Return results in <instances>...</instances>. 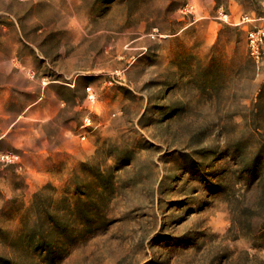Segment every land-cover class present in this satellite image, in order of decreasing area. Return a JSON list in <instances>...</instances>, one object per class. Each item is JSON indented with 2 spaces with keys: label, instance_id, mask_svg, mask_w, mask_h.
<instances>
[{
  "label": "rangeland",
  "instance_id": "rangeland-1",
  "mask_svg": "<svg viewBox=\"0 0 264 264\" xmlns=\"http://www.w3.org/2000/svg\"><path fill=\"white\" fill-rule=\"evenodd\" d=\"M0 154V264H264V0H0Z\"/></svg>",
  "mask_w": 264,
  "mask_h": 264
},
{
  "label": "crops",
  "instance_id": "crops-1",
  "mask_svg": "<svg viewBox=\"0 0 264 264\" xmlns=\"http://www.w3.org/2000/svg\"><path fill=\"white\" fill-rule=\"evenodd\" d=\"M60 85V83H52L45 87L41 86L39 88L40 93L38 97H34L30 100L28 99L26 104L21 106L20 113L17 115V121L20 119H29L34 122L54 125L62 123V121L58 120L61 112H69L68 114L70 116H72L74 112V116L77 117V108L72 109L67 101H63V99L58 96V92L61 90ZM65 87L67 91L72 92L76 86L74 84H68ZM24 93L25 96L27 95L31 98L32 87L28 86L25 88ZM69 123H72V121ZM20 152L23 158L37 156L34 150L29 148L21 149Z\"/></svg>",
  "mask_w": 264,
  "mask_h": 264
},
{
  "label": "built area",
  "instance_id": "built-area-1",
  "mask_svg": "<svg viewBox=\"0 0 264 264\" xmlns=\"http://www.w3.org/2000/svg\"><path fill=\"white\" fill-rule=\"evenodd\" d=\"M17 161V157L11 154H0V162L4 164H14Z\"/></svg>",
  "mask_w": 264,
  "mask_h": 264
}]
</instances>
